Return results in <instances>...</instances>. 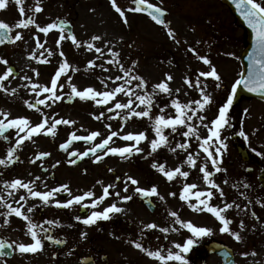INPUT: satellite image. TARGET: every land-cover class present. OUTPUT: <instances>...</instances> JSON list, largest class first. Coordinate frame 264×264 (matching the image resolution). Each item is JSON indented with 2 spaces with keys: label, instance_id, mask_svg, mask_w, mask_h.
Wrapping results in <instances>:
<instances>
[{
  "label": "rangeland",
  "instance_id": "rangeland-1",
  "mask_svg": "<svg viewBox=\"0 0 264 264\" xmlns=\"http://www.w3.org/2000/svg\"><path fill=\"white\" fill-rule=\"evenodd\" d=\"M117 5L122 10H127L133 7V0H116ZM156 6L162 7L167 11L164 17L165 23L175 31V39L167 35L168 29L163 24H157L149 16L142 13H133L126 11L128 23L122 21L120 15L112 7L111 0H41L43 11L34 13L30 9L36 6V0H23L21 4H16L14 0L9 5V8L1 15L0 20L7 22L13 27L12 35L20 32L23 36L21 41H17L10 48L0 51V57L7 59L12 65L22 68L23 61L27 58L26 52L23 51L24 46L28 43L36 45L34 37L38 36L40 42L43 44L54 43L59 50L56 41L59 38L60 32H51L48 35L39 33L35 30V25H30L28 29H19L15 25L28 16H34L36 23L40 22V18L44 20L54 21L56 18L63 16L71 19L74 28L73 33L81 42V47L77 48L70 39L66 38L60 42L67 45L65 49V58L72 65L73 68H78L79 71L69 70L68 74L72 76L71 83L75 84L77 88L83 89L85 87H94L97 90H104L101 80L109 75L115 76L120 74L117 66L108 65L105 63L110 57L107 54L108 47H114V50L121 53L122 62L126 66H130L133 60L137 61V70L148 81L149 86L159 82L164 78L165 73H170L175 78L178 76L179 80L170 82V87L173 89L180 88L178 94L180 99L187 102L189 99L199 98L196 89H188L184 84L185 76L194 80L195 75L200 70L207 71L208 66L198 59L197 54L189 51V48L196 49V53L201 56H207L217 68L222 77L221 88H215V82L212 78H208L205 83L208 84V92L213 96L214 103L209 106L207 115L211 118L216 114L219 105L226 99L230 92L231 85L239 78L241 74V63L239 60L240 53L245 46L244 29L235 23L230 10L224 5L221 0H148ZM24 8V14L21 15L19 9ZM42 26V25H41ZM45 26V25H44ZM93 35H100L101 41H94L97 46L104 49L105 55L97 60V65L104 64L109 71L105 72L100 67L94 69H87V63L90 60L96 59L99 55L93 51H88L84 46V41H90ZM67 37V35L65 34ZM33 38L32 40L30 38ZM106 41H111L105 46ZM176 41H179L177 43ZM199 41V43H198ZM131 45V46H129ZM60 53V52H59ZM231 54V55H230ZM60 63H62L60 56ZM61 82L65 83L63 93L70 92L67 86L66 77L61 78ZM46 85V81L35 82ZM25 82L23 77H17L14 82L8 86L9 89L16 88L17 93L11 95L12 104L8 110L11 117H18L23 115L28 117L33 123L41 120V115L35 109H28L24 103L25 100L34 102L36 94L31 92L26 93L24 89ZM109 87H112L109 83ZM188 92V95H184ZM42 98V97H41ZM65 99H67L65 97ZM121 101L126 98L120 96ZM170 97L161 95L157 97L156 104L163 107L170 102ZM44 112L52 113L57 118H65L75 120L77 123L73 126L58 125L57 136L62 139L69 136L71 131H77V134H88L93 130H99L107 135L105 124H111L112 129L120 131L121 135L128 132L137 133L140 131H147L150 138L154 135L151 132V122L147 118L138 119L132 118L127 122H122L119 117L114 120L104 119L97 121L93 118V114H99L104 109L102 106H97L93 101H80L75 97L72 103H65L64 100L57 102L51 109L39 105ZM159 107L153 109V114H159ZM244 109H248L245 113ZM167 112L172 113L174 110L166 109ZM106 115L108 113L106 112ZM232 127L224 131L223 135L228 136V151L224 154L223 167L227 169L226 174H218L217 182L221 183L226 193V202L235 200L241 205V209H231L226 215L233 219V224L230 227L234 231H238L241 220L245 223V229L241 232L242 241L237 242L232 236L227 233H220L219 222L209 213H197L190 209L184 201L179 199V193L185 182L196 183L200 190L206 189V185L202 181V174L198 170H190L191 175L188 181L182 178H177L173 182H168L166 178L158 171L151 167V163L155 160L158 163H165L167 168H174L179 166L185 158V153L177 150V153H172L168 148H161L151 157H146L147 152L150 151L149 145L144 142L142 147L145 149L143 154H134L127 160H122L118 155H109L105 160L94 163L93 159L87 161V171L82 174L75 181L74 195L82 194L84 191L93 190L97 195L102 194L103 186L97 181H103L104 185L116 182L115 177H124L125 173L132 175L140 181V186L149 188L152 185L158 187V192L164 197V200H159L154 196L152 199L156 202L158 210L157 214H151L147 209H144L139 203L137 196H134L132 201L120 203L118 198L112 196L107 198L96 210L102 211L104 207L112 202H118V206L127 209V214H117L109 221H98L96 225L85 226L82 223L78 225L75 232H70L62 226H57L59 232L68 235L70 238L74 237L73 241H79V246L86 247L87 241H91L93 245H100L98 242L99 235H107L111 239L116 236H124V228L120 224L126 222L131 223L129 227L130 234L140 236V229L142 223L155 222L160 227H175L178 231H170L169 233H160L156 230H146L144 236H154V240L162 241L163 236H170L167 245L174 243H181L188 238L191 233L180 225L173 224L174 218L169 213L177 211L179 216L184 221H191L196 226L211 227L213 235L210 236L219 241H222L233 248L235 252V259L237 264H264V207L257 204L255 201L261 198L252 190L261 185H264V156H257L252 151L253 148L257 152H264V101L256 98H247L240 96L234 103L230 110ZM243 130L248 136L245 140L238 133ZM167 131V130H166ZM201 134L206 135V131L201 128ZM36 140H46L49 137H44L43 134L35 136ZM101 138L98 137L96 142ZM177 141L183 142L180 137H176ZM126 142L119 138H113V147H122ZM192 151L198 150L197 142H192ZM87 145H76V149L81 151ZM240 150H245L249 156L247 162L241 158ZM203 159V154H201ZM252 166L253 172L247 173L246 166ZM109 168L114 170L109 171ZM184 170H189L187 166ZM229 178V184L224 185L223 179ZM261 180V181H260ZM250 185L245 189L243 183ZM232 184H239V188L231 187ZM124 184L116 182V188L110 191H120L121 195H131L135 186L129 188L128 193L123 192ZM175 192L176 196H170L169 193ZM240 192L245 193V197L239 195ZM62 200V199H61ZM251 201V203H249ZM88 202V201H86ZM195 203V200L192 201ZM215 204H221L220 199L213 201ZM49 206V205H48ZM79 205H74L71 209H59L57 213H50L53 220L57 214L62 219L65 215L71 217L80 215ZM46 208V207H45ZM90 213L92 209H86ZM252 212L257 214L256 217L251 215ZM82 216V215H80ZM106 223L108 225H106ZM45 227V226H42ZM81 232H87V239H81ZM1 235H4L8 241L25 242L29 240L27 236H23L22 232L15 227H8L1 230ZM94 237V238H93ZM98 237V238H96ZM159 237V239H157ZM210 237H204L206 239ZM116 239V238H115ZM122 239V238H121ZM71 245H74L72 243ZM159 245H156V248ZM255 251L256 255L251 253ZM61 252V251H60ZM78 252H81L80 249ZM77 253H71L70 256L61 254L57 256L56 264H78L76 259ZM249 253L244 256L241 253ZM52 256L50 251L44 247L43 251L38 252V257L34 263V259H25L19 252L13 258V264H48L52 263ZM186 258L192 260V254H186ZM208 264H218V260L210 256L206 259ZM0 264L2 262L0 261ZM170 264H178V262H171Z\"/></svg>",
  "mask_w": 264,
  "mask_h": 264
},
{
  "label": "snow or ice",
  "instance_id": "snow-or-ice-1",
  "mask_svg": "<svg viewBox=\"0 0 264 264\" xmlns=\"http://www.w3.org/2000/svg\"><path fill=\"white\" fill-rule=\"evenodd\" d=\"M236 9L247 23L248 27L252 29L255 39L254 52L249 55L251 63L248 68V75L245 77L241 75V78L235 80L231 85V89L226 99L219 105L218 110L214 117H209L207 111L209 106L213 105L214 100L210 92H208V84L205 81L208 78H212L215 82V88L219 89L222 86V77L218 72L215 65L207 56H201L196 53V49L189 48L194 54H197L198 59L201 60L204 65L208 66L207 71L200 70L195 75L194 80L185 76L184 84L188 89H196L198 91L199 98H193L184 102L180 99V88L173 89L170 87V82L174 80V77L170 73H165L164 78L159 82L151 84L149 81L137 70V61L133 60L130 66H126L122 62L121 53L114 50L113 47L107 48V54L110 59L105 61L106 64L117 66L120 74L115 76L109 75L101 80L104 90H97L94 87H85L82 90L72 81V76L68 75L69 70L79 71L78 68H73L72 65L65 59L59 64L58 69L55 71L54 76L51 78L48 85L38 84L33 82L31 77H23L27 80L24 85L25 88H30L31 92L36 94L34 102L25 100L24 103L28 109H35L37 113L41 115V120L37 123H33L28 117L18 116L11 117V114L7 111L0 110V138L5 141L10 140L8 133L14 131L15 142L8 147L6 155L0 158V166L8 168L14 164L18 159L17 152L24 145L25 141H32L34 136L41 134L45 136L55 137L57 135L58 125L73 126L77 122L72 119H65L63 117L57 118L55 114L44 112L39 105L45 106V108L51 109L53 105L67 98L71 101L74 97H78L80 101H93L95 105L102 106L106 109L108 115L104 110L99 114H93V118L97 121L107 119L109 121L120 118L122 122H127L129 119L147 118L151 122V132L154 134L150 138L147 131H140L137 133L128 132L121 135L120 131L112 129V125L105 124L107 129V135L99 130H93L88 132L87 135H79L77 131H71L68 138L59 144V149L63 150L67 154V163L69 165H76L78 161H82L84 158H92L94 163H99L109 155L119 156L122 160L131 158L134 154H143L145 149L141 146L146 142L149 145L150 151L147 152V157H151L154 153H157L161 148H168L172 153H177L180 150L185 153V158L182 160L179 166L174 168H167L165 163H158L155 160L151 163V167L162 174L168 182H173L177 178H182L184 181H188L191 171L198 170L202 174V181L206 185V189L200 190L198 184L185 182L179 193V199L184 201L187 206L197 213H209L211 214L221 225L219 227L220 233H227L232 236L237 242L242 241L243 237L241 232L245 229V223L243 220L239 223L238 231H234L230 225L233 224V219L229 218L226 213L235 208L241 209V205L235 200L232 202H226V193L221 183L217 182L218 174H226L227 169L223 167L224 154L228 151V136L223 135L224 131L232 127L230 110L234 105L235 98L237 96L238 89L242 86L248 92L256 93L261 98H264V0H232ZM10 0H0V10H5L9 6ZM16 4H21L22 0H15ZM112 7L120 15L123 23L127 24L126 11L133 13H140L147 11V15L155 21L157 24H163L168 29L167 35L170 38L175 39L176 33L171 29L164 21L163 17L166 15V10L162 7L156 6L152 3H148V0H133L134 7L127 10H122L117 5L116 0H111ZM21 15L24 14V8L19 9ZM34 13H40L43 11L41 6V0H36V6L34 9H30ZM67 22H50L46 26H41L36 23L34 16H28L27 19H21L15 27L28 28L30 25H35V28L39 33L48 35L50 31L59 29L60 35L56 41L59 47L60 42L66 38L77 47H81V42L77 37L69 33L65 36V24ZM13 27L7 22L0 20V45L5 43H16L21 41L23 36L20 32H16L12 35ZM36 40L37 48H44V44L40 42L38 36L34 37ZM100 35H93L90 41H84L83 44L88 51H93L99 54L96 59L90 60L87 63V69H94L100 67L103 71L108 72L109 69L104 67V64L97 65L96 61L104 57V49L97 46L94 41H101ZM179 43V41H176ZM111 41H106L105 46L110 44ZM199 43V41H198ZM131 46V45H129ZM48 56H52L53 53L50 50L45 49ZM61 57L65 56L63 51H60ZM231 55V54H230ZM40 56H44V52L40 53ZM31 59H36L35 52L30 56ZM42 62L47 63L45 58ZM0 63L7 66L6 71L0 75V90L6 94L15 95L17 93L16 88H7L5 81L10 77H13L16 70L10 65L9 61L3 57H0ZM35 75L38 77L39 72L36 69H32ZM66 77L67 86L70 88V92L63 93L65 83L61 82V78ZM111 83L112 87H109ZM170 97V102L163 107H159L156 104L157 97L161 95ZM184 95H188L185 92ZM120 96L126 98L125 101L119 99ZM42 97V98H41ZM159 107V114H153V109ZM172 109L174 112L169 113L166 109ZM247 113L248 109H244ZM201 128L206 131V135L201 134ZM167 130V131H166ZM245 140L248 139L245 131L241 130L238 133ZM101 139L99 142L97 138ZM176 137H180L183 142L177 141ZM113 138H119L120 140L130 142L126 143L122 147H113ZM76 141H84L90 144L84 151H79L72 148V145ZM195 141L198 144V150L192 151ZM71 149V150H70ZM257 156H264V152H257L255 148L252 149ZM203 154V159H201ZM51 153L47 151L37 152L31 163L43 160L45 157H49ZM61 161L57 160L52 165L55 168ZM187 166L189 170H184ZM47 171V169H44ZM87 170H85L86 172ZM110 172L114 170L109 168ZM37 181H41L40 176H36L32 180L25 181L20 178L12 179L11 181H4L3 188L6 190V195H0V208L5 211H0V217L3 218V224H10V217H17L26 222L25 235L30 237L28 243L13 241L8 243L4 240H0V257H6L11 254L10 251L19 252L24 254H35L43 251L45 244L44 241H50L53 244L60 245L64 241L56 239L51 234V229L59 225L58 220L48 219L44 221V224L50 227H42L33 221L32 214L39 206L54 205L59 209H71L74 205H79L82 209H92L90 213H86L84 216L77 215L74 217L76 221H79L85 226L96 225L98 221H109L113 216L117 214H127V209L118 206V202H112L103 208L102 211L96 210L104 201L109 197H116L120 203H127L132 201L134 196L139 195L143 198L158 197L163 201L164 197L159 194L158 187L152 185L149 188L140 186V181L125 173L124 177L116 176V182H122L124 184L123 192L128 193L131 186H135L131 195H121L120 191H110V189L116 188V182L103 184V181L98 180L97 183L103 186L102 194L97 195L93 190L84 191L82 194L74 195L68 184H60L57 187H52L47 191L37 190ZM43 183V181H41ZM243 183V182H241ZM223 184H229V178L223 179ZM47 188V185H44ZM231 187L239 188V184H232ZM245 189L250 185L243 183ZM23 190V194H19ZM66 193L69 197L66 200L57 199L58 196ZM18 195V199L16 198ZM170 196H176L177 193L171 192ZM241 197H245L244 192H240ZM220 199L221 204H215V199ZM246 198V197H245ZM40 201V205L36 203H30L35 200ZM193 199L195 203H193ZM12 201V202H10ZM88 201V202H86ZM257 204H261L264 207V200H256ZM251 203V201H249ZM15 205V206H14ZM169 215L174 218L173 224L180 225L182 228L187 229L191 235L185 239L183 244L174 243L173 247L165 250L164 247H157L155 250L145 246L144 233L146 230L158 229L160 233H169L170 231H178L175 227H160L155 222L142 223L140 229V238L128 241L135 249L144 253L148 258L156 261L157 264H170V262H178V264H189V260L186 258V254L193 250L198 240L204 237H210L213 235V229L207 226H196L191 221H184L181 219L177 211H171ZM251 215L256 217L257 214L252 212ZM43 233V235H41ZM81 239H87L88 233L81 232ZM119 238V237H117ZM159 239V237H157ZM165 239L167 237L165 236ZM175 249V250H173ZM241 255L247 256L249 253H241ZM251 255L255 256L253 251ZM224 256L228 258V264H233L230 259L231 254L227 251L224 252Z\"/></svg>",
  "mask_w": 264,
  "mask_h": 264
},
{
  "label": "flooded vegetation",
  "instance_id": "flooded-vegetation-1",
  "mask_svg": "<svg viewBox=\"0 0 264 264\" xmlns=\"http://www.w3.org/2000/svg\"><path fill=\"white\" fill-rule=\"evenodd\" d=\"M15 1V0H14ZM12 0H10V3ZM9 3V5H10ZM9 7V6H8ZM7 7V8H8ZM6 10V9H5ZM0 10V17L4 13ZM64 21L72 22L71 19H67V17H62ZM55 20V19H54ZM53 22L51 20H44L41 16L40 22L38 24L42 26H46L48 23ZM74 26V25H72ZM28 28H26L27 30ZM37 31V29L35 28ZM58 30H52L51 32H57ZM33 39L32 37L30 38ZM41 39V38H39ZM42 43V42H41ZM45 43L44 48H37L36 45L28 43L26 46H24L23 51L26 52L28 55L27 58L23 61V67L17 69L14 76L10 77L7 81H5V86L8 88L9 84L11 82H14L17 77H31L33 78V82H39V81H46V85L50 83L51 78L54 76L55 71L58 69V66L60 64V55L59 52L65 51L67 52L66 47H68L65 44L59 45V47H62L63 49L59 50L55 47L54 43ZM12 46V43H5L4 45H0V51H3L4 49H8ZM45 49L52 51L53 55L48 56ZM35 52L36 59H31V54ZM44 52V56L41 57L40 53ZM47 59V63L42 62L44 59ZM65 57H61L62 62L65 60ZM10 63V62H9ZM12 66V64L10 63ZM7 66L0 63V75L6 71ZM32 69H36L39 72V76L37 77L35 73L32 71ZM69 73L68 75H70ZM25 84L27 83L26 79H23ZM26 93L30 92L29 88H25ZM12 104L11 100V94H6L4 91L0 90V110L7 111L10 113L8 108H10ZM23 116V115H19ZM10 136L9 141H5L2 138H0V158H3L6 155L8 147H10L15 142V135L14 131H10L8 133ZM44 137H47L44 135ZM46 140H36L35 136L33 137L32 141H25L24 145L21 147V149L18 150L17 155L19 159L12 165H10L8 168H4L3 166H0V195H6V190L3 188V182L4 181H11L15 178H20L25 181L32 180L36 176L41 177V181H37V190L40 191H47L51 189L52 187H57L60 184H68L71 188L72 192L75 189V181L77 178L82 176L83 173H85V170H87V161L91 160L92 158H85V160L76 165H69L66 161L68 159L67 154L59 149V144L63 143L66 139L62 138L60 139L57 135L55 137H50ZM72 148H75V144L72 145ZM71 150V149H70ZM40 151H47L51 153L49 157L43 158V160L36 161V163H31L32 159H34L37 152ZM106 158V157H105ZM104 158V160H105ZM59 160L61 163L57 165L55 168L52 167L55 162ZM44 169H47L45 171ZM47 185V188L44 185ZM19 194H23V190ZM18 199V195L16 197ZM69 197L66 193L60 195L57 197V199L66 200ZM12 202V201H10ZM30 203H36L37 205H40V201L37 199L35 201H30ZM141 204V203H140ZM15 206V205H14ZM143 206V205H142ZM46 207V208H45ZM0 211H5V209L0 208ZM59 211V208H56L54 205L49 206H39L36 211L32 214L33 221L37 223L38 225L45 226V228L50 227L47 224H44L45 220L52 219L50 213H57ZM157 211V210H155ZM154 211V212H155ZM10 224L4 225L3 224V218L0 217V232L1 230L5 231V228L8 227H15L18 228L23 236L26 232V222H24L22 219L17 217H10ZM56 220L59 221L58 226H62L65 229L69 230L70 232H75V229L78 227L79 224H81L79 221H76L71 217L70 215H65L63 218H60V215L57 214L55 217ZM53 220V219H52ZM106 225H108L106 223ZM121 227H127L124 228L125 234L124 236H116V239H111L107 235H101L99 237V244L98 246L93 245L91 241L85 240L87 243L86 247L79 246V241H73V238H70L68 235H64L62 232H59L58 229H55L56 227L51 229V234L56 239H61L64 241L62 246H57L56 244L51 243L50 241L45 240L44 244L46 249L50 251V256H52V263L48 264H56L57 256L61 254H66L67 256H70L71 253H77L80 249L81 252H78L76 254V259L78 264H82L80 262V259L84 256H91L94 259V264H157L156 261L152 260L151 258H148L144 253H141L139 250L135 249L128 241L139 239L140 236H134L133 233L130 234L133 231L129 230L128 225H131V223H122L120 224ZM130 232V233H129ZM43 235V233H41ZM119 237V238H117ZM167 239H165V236H163L162 241L160 240H154V236H144V242L145 246L149 247L152 250L156 249V245H159V247H164L165 250L168 248L173 247V245H167L170 236H166ZM28 242L30 241V237ZM94 238V237H93ZM98 238V237H96ZM122 238V239H121ZM0 240H4L8 243H11L12 241H8L7 238H5L4 235L0 234ZM215 240V238H206V239H199L197 244L194 245L193 250L190 251L188 254H192V260L190 261V264H208L206 263V259L210 256L215 257L213 254H207L205 251V245L209 242ZM74 243V245H71ZM175 250V249H173ZM61 251V252H60ZM17 252L12 251L11 257H0V261L2 264H13V258L16 256ZM25 259L30 258L34 259V263L38 257V252L35 254H24L22 255ZM99 257V258H98ZM171 263V262H170Z\"/></svg>",
  "mask_w": 264,
  "mask_h": 264
},
{
  "label": "water",
  "instance_id": "water-1",
  "mask_svg": "<svg viewBox=\"0 0 264 264\" xmlns=\"http://www.w3.org/2000/svg\"><path fill=\"white\" fill-rule=\"evenodd\" d=\"M222 1L224 3H226L230 7L232 13L236 17V22L238 24L244 26L245 29H246V48L243 50V52L241 54V62H242V65H243V73H242V75L246 77L248 75L249 64L251 63V61L249 59V55L251 53H253L254 49H255L254 33H253L252 29L248 27L247 23L244 21L243 17L240 15L239 11L236 9L235 5L233 4L232 0H222ZM143 12L147 13V11H143ZM67 31L70 33L71 30H70L69 27H67ZM240 95H244L246 97H258V98H261L256 93L248 92L242 86L237 91V96L235 98V101L237 100V98ZM261 99H264V98H261ZM241 155H242L243 159H247V154L244 151L241 152ZM146 205L148 206V208L150 210L153 209V204H151V203L149 204V202L146 201ZM225 251H227V252H229L231 254L230 259L232 260L233 264H235V261L233 260V254H232L231 250L228 247H226L223 244H219L217 242H212L208 246V252L216 253L221 258V264H228V258H226L224 256V252ZM83 260L87 262L86 258L83 259Z\"/></svg>",
  "mask_w": 264,
  "mask_h": 264
},
{
  "label": "bare ground",
  "instance_id": "bare-ground-1",
  "mask_svg": "<svg viewBox=\"0 0 264 264\" xmlns=\"http://www.w3.org/2000/svg\"><path fill=\"white\" fill-rule=\"evenodd\" d=\"M174 79H175L176 81L179 80L178 76H176ZM177 83L179 84V83H180V80H179V82H177Z\"/></svg>",
  "mask_w": 264,
  "mask_h": 264
}]
</instances>
